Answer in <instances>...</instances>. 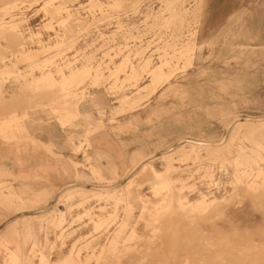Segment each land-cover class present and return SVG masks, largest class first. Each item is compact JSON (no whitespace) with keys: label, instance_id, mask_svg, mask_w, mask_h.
<instances>
[{"label":"rangeland","instance_id":"374dc122","mask_svg":"<svg viewBox=\"0 0 264 264\" xmlns=\"http://www.w3.org/2000/svg\"><path fill=\"white\" fill-rule=\"evenodd\" d=\"M45 1L0 0V141L47 157L25 173L0 164V264H38L40 255L50 264H118L134 252L132 264H264V181L253 182L243 161L264 137L231 134L236 122L264 118V39L238 17L194 47L190 67L172 53L192 39L199 43L202 0H52L47 11ZM163 61L174 65L169 80L140 104L112 113ZM81 65L100 77L65 96L70 112L63 120L54 111L61 104L46 98L51 91L28 89L22 78L59 77ZM9 68L20 74L8 75ZM134 68L137 78L130 79ZM58 89L52 90L66 91ZM81 106L87 108L79 112ZM30 121L62 126L61 144L27 137L23 125ZM96 134L122 138L129 162L122 177L101 175ZM222 141L207 152L205 146ZM176 145L194 150L182 159ZM142 162L162 172L173 166L166 172L171 191L156 196L153 172L139 173ZM130 176L136 188L126 197L96 195ZM170 193L185 202L203 194L216 200L196 209ZM145 201L150 207H142ZM98 206L106 221L94 229L97 218L88 216L99 214Z\"/></svg>","mask_w":264,"mask_h":264},{"label":"bare ground","instance_id":"6f19581e","mask_svg":"<svg viewBox=\"0 0 264 264\" xmlns=\"http://www.w3.org/2000/svg\"><path fill=\"white\" fill-rule=\"evenodd\" d=\"M54 1V0H53ZM52 0H48V1H45L44 4H43V7L45 8V10L47 11L48 7L50 6V4L53 3ZM96 3V2H95ZM53 6V5H52ZM51 7V6H50ZM21 8V7H20ZM55 8V7H54ZM53 9V8H52ZM56 9H54L52 12H50V15H51V18L53 16V12H55ZM55 16V15H54ZM49 22V21H48ZM65 24V23H63ZM62 24V25H63ZM0 25H3L2 22H0ZM4 26V25H3ZM2 26V27H3ZM6 27V26H5ZM8 28V26H7ZM68 28V27H67ZM56 37V36H55ZM58 43H55L53 44L52 47H55L57 46ZM61 45V44H60ZM64 46V44H63ZM195 46H198V43L196 41H194V39L191 40V43H182L179 47H178V50L176 51H173V55H177L176 59L177 61L180 60V61H184L185 65L188 64V66L191 65L192 63V55L194 53V47ZM22 47V46H21ZM46 47V46H45ZM49 47V46H48ZM58 47V46H57ZM66 47V46H65ZM52 50H55V49H52ZM62 51V50H60ZM50 52V51H49ZM65 52V51H64ZM46 54V53H45ZM29 55V54H28ZM21 56V55H20ZM27 56V55H26ZM30 56V55H29ZM117 56V55H116ZM28 57V56H27ZM40 57V56H39ZM37 57V58H39ZM52 57V56H50ZM49 57V58H50ZM106 58V57H105ZM31 60V59H30ZM34 60V59H32ZM123 60V59H122ZM142 61V60H141ZM48 62V61H47ZM101 63V62H100ZM170 63V62H169ZM168 61H163V62H160V64H157L151 71H150V78L148 80V82L144 83L143 85L137 87V89L130 95H124L122 98H120V103L119 105H116L113 109H112V113H118L120 112L121 110H123L124 108L126 107H134L136 106L137 104H140V102H143L142 100L144 98H146L148 95H151L153 93L156 92V89L157 87L161 84V83H165L169 80L170 76H171V68L174 66V65H171L169 64ZM31 66V65H30ZM116 67V66H115ZM133 67V66H132ZM177 67V66H176ZM191 67V66H190ZM187 68V67H186ZM11 69V70H10ZM15 70V69H14ZM12 68H9L8 69V75H10V73H13L15 76H18L20 73V71L17 73L15 72ZM99 70H95V74L93 75L91 72H90V69L88 66L86 65H81L80 67H77V68H69L66 72H62L60 73L59 77H55L54 75H52L50 72H43L42 74L40 75H32L30 78L26 79L25 77H22L24 78V83L26 85V87L28 89H31V90H37V91H51L50 94H48L46 97L47 99L49 100H53L56 104H61L59 105L58 107L54 108V111L57 112V115L59 116V118H62L63 119H67V116L69 114L70 111H68L66 109V103L64 102L65 101V96H68L69 94H71L73 92V87L76 86L77 84L79 83H82V82H86V80H88L91 76L95 77V78H99L100 75L99 73L97 72ZM182 71V70H181ZM105 72V71H104ZM130 72V70H129ZM175 73V72H174ZM114 75V74H113ZM137 71L136 69H131V72L130 74H128V78L130 79H136L137 78ZM58 76V75H57ZM148 77V76H147ZM146 77V78H147ZM26 79V80H25ZM90 80V79H89ZM107 80V79H106ZM23 81V80H22ZM21 82V81H20ZM89 83V81H88ZM124 83V82H123ZM128 83V82H127ZM137 84V83H136ZM162 84V85H163ZM83 85V84H82ZM92 86V85H91ZM59 88L58 90H66L64 91L63 93L62 92H54V90H52L53 88ZM21 88V86H20ZM27 89V91H28ZM159 89V88H158ZM24 91H25V88H24ZM26 91V92H27ZM30 91V90H29ZM48 91V92H49ZM31 92V91H30ZM33 92V91H32ZM47 92V93H48ZM37 94V92H35ZM40 93V92H39ZM46 93V94H47ZM24 94V93H23ZM30 94H33L36 96V94L34 93H30ZM45 94V95H46ZM75 94V93H74ZM18 95V94H16ZM21 96H23L22 94H20ZM19 95V96H20ZM25 95V94H24ZM28 96V93L26 94ZM32 95V96H33ZM154 95V94H153ZM18 96V97H19ZM20 96V97H21ZM61 96V100L62 102H58V98H60ZM16 97V96H14ZM38 97V96H37ZM11 98V97H10ZM22 98V97H21ZM19 98V99H21ZM68 98V97H67ZM5 99V98H4ZM9 99V98H8ZM14 99V98H13ZM16 99V98H15ZM18 99V100H19ZM27 99V98H26ZM25 100V99H24ZM26 101V100H25ZM39 104V103H38ZM112 105V104H111ZM78 110V109H77ZM50 111V110H49ZM100 113V112H99ZM17 115V114H16ZM95 115V114H94ZM57 116V117H58ZM54 119V118H53ZM58 119V118H57ZM7 120V119H6ZM235 126L236 128L233 130H231V134L232 135H235V134H244V135H252V134H261L263 137H264V118H258L257 120H254L253 122H249L248 120H242L240 122H236L235 123ZM191 136V135H190ZM197 138V137H195ZM198 139V138H197ZM229 140V139H228ZM231 140V139H230ZM225 141H222L219 143V146L218 147H214V146H211V145H208V146H205L207 152H212V153H215L219 148H221L223 146ZM227 142V141H226ZM228 143V142H227ZM77 144V143H76ZM226 144V143H225ZM78 145V144H77ZM177 146V147H176ZM175 147L173 146V148H175V152H178L180 155H182V159H187L186 157H188L192 151L194 150V148H190V147H185V146H182V145H176ZM78 149V148H77ZM162 149V148H161ZM264 150V143H257L254 147H252L250 149V152H244V157H243V161L246 165L249 166V171H250V174L254 177L253 179V182L255 181L256 182V179H262L264 181V171L261 167V162L263 160V157L260 156V150ZM174 152V151H173ZM238 152V151H237ZM79 153V152H78ZM260 153V154H259ZM85 153H83L84 155ZM171 154V153H170ZM160 157V156H159ZM233 158V157H232ZM228 159V158H227ZM239 161V160H238ZM171 167L169 163H167V167L165 168V172L163 171H159L157 169H155V167L149 162H142L140 164V167H139V173H143V171H145V169H148L149 171L151 170L153 172V176H151V178L153 179H150V183L152 184V191L154 192V194H156V196L158 195V193L160 192H166V190H169L170 189V178L172 176H170V178L167 176L168 173H166ZM147 170V171H148ZM236 170L233 171V174L235 173ZM138 172V171H137ZM247 170H243L242 173L238 174L237 175V178L240 179L241 176H245L247 173ZM136 173V172H135ZM151 173V172H149ZM152 175V174H151ZM236 174H234V177L236 178L235 176ZM137 176V175H136ZM143 176V175H142ZM149 176V175H148ZM149 179V178H148ZM148 179L146 181H148ZM174 179V178H173ZM172 180V178H171ZM175 180V179H174ZM173 180V182H174ZM145 181V182H146ZM237 181H239L237 179ZM236 181V182H237ZM252 181V180H251ZM137 183V182H136ZM143 183V182H142ZM149 183V184H150ZM252 184V182H250ZM135 184V178L134 176L131 177L129 179H126V181L124 183H120L119 185H114L112 187H99V193L96 194L97 196H100L102 194H106V197H113L112 200H114L117 196L121 199V196L120 195H123L126 197V195L130 194L132 188H136V184ZM148 184V185H149ZM151 184L149 185V187H151ZM140 185H143V184H139ZM176 185V184H175ZM183 185V184H182ZM180 186V188H182L183 186ZM250 186V184H248ZM256 185V184H255ZM118 186V187H117ZM137 186V187H139ZM257 186V185H256ZM135 190V189H134ZM151 190V189H150ZM102 191V192H101ZM171 191V189L169 190ZM177 191V190H176ZM137 192V191H136ZM163 192V193H164ZM132 193H135V192H132ZM126 194V195H125ZM138 194V193H137ZM151 194V192H150ZM166 194V193H165ZM136 195V194H134ZM153 195V193H152ZM162 195V193H161ZM116 196V197H115ZM133 198L134 196L131 195ZM143 196V195H142ZM155 196V195H154ZM166 196V199H167V195H162L160 196L161 197H164ZM169 196V194H168ZM115 197V198H114ZM136 197V196H135ZM138 197V195H137ZM152 198V196H149ZM176 198L179 203H181V205H185V206H189L191 205L192 207H196L197 208H202V207H205L206 205V202L207 201H210V202H213L214 200H216V197H208V195H201L199 196L198 198H196L194 201H190L189 199L186 201L188 203H186L181 195H171L170 193V198L173 199ZM119 198H117L116 200H119ZM131 198V197H130ZM131 198V199H133ZM148 198V197H147ZM123 199V198H122ZM139 199V198H138ZM138 199L135 198L136 201H138ZM169 199V197H168ZM111 200V201H112ZM125 200V198H124ZM134 200V199H133ZM164 200V199H163ZM155 201V200H154ZM166 201V200H165ZM113 202V201H112ZM123 202V201H122ZM126 202V201H125ZM123 202V203H125ZM156 202H160L159 200H157ZM170 202V200L168 201ZM216 202V201H215ZM118 203V202H117ZM144 204H141L142 207H150L149 204L145 202H143ZM150 203V202H149ZM152 203V202H151ZM162 203H164L162 201ZM161 203V204H162ZM208 203V202H207ZM214 203V202H213ZM153 204V203H152ZM209 204V203H208ZM120 205V204H119ZM156 205V203H155ZM154 205V207H155ZM163 205V204H162ZM212 205V203H211ZM161 206V205H159ZM166 206V205H165ZM164 207V206H163ZM184 207V206H182ZM118 208V207H117ZM120 208V207H119ZM156 208V207H155ZM158 208V207H157ZM165 208V207H164ZM186 208V207H185ZM103 207L102 206H98L97 207V212H99V214H95V213H91L89 216H88V219H91L92 218H97L94 220V229H98V227L105 223V214H100V212L102 211ZM161 209H162V206H161ZM152 210V209H150ZM153 211V210H152ZM195 210H193L194 212ZM200 211V210H199ZM204 211V210H203ZM88 211L85 210V214L87 213ZM201 213V211H200ZM122 214V213H121ZM202 214V213H201ZM107 217V216H106ZM89 221V222H90ZM60 224V222L58 223ZM112 234V233H111ZM113 240V239H112ZM114 246V244H113ZM110 247V245H109ZM108 248V247H107ZM110 249H112V247H110ZM114 249V248H113ZM106 251V250H105ZM69 253H73L71 251H69ZM41 256V257H40ZM40 259H39V263L38 264H50V260H47V255H40ZM65 259H66V256H67V259L66 261L67 262H70L72 259H71V256L69 255L68 256V253H66L65 255ZM37 264V263H36Z\"/></svg>","mask_w":264,"mask_h":264},{"label":"crops","instance_id":"0c3cea01","mask_svg":"<svg viewBox=\"0 0 264 264\" xmlns=\"http://www.w3.org/2000/svg\"><path fill=\"white\" fill-rule=\"evenodd\" d=\"M239 18L250 34L264 39V0H202L200 24L198 30V44H205L217 33L225 30L231 22ZM87 105V103H86ZM87 108V107H85ZM83 106L78 109L83 112ZM82 110V111H80ZM24 134L35 141L51 144L53 147L61 144L63 128L55 123L27 122L23 125ZM122 138L106 137L96 134L91 137L97 155H100V173L106 179L122 177L129 165L127 152L122 147ZM25 146V145H24ZM15 149L12 144L0 141V164L8 168L12 174L19 171L25 173L30 167L37 166L40 161L47 159L46 155L30 150V146ZM22 165L20 168L17 163ZM139 252L127 253L118 264H132L137 260Z\"/></svg>","mask_w":264,"mask_h":264}]
</instances>
